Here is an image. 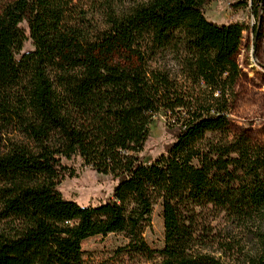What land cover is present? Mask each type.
Masks as SVG:
<instances>
[{
  "label": "trees",
  "instance_id": "1",
  "mask_svg": "<svg viewBox=\"0 0 264 264\" xmlns=\"http://www.w3.org/2000/svg\"><path fill=\"white\" fill-rule=\"evenodd\" d=\"M213 1L123 0L103 25L76 0L1 8L0 264H106L84 244L112 233L140 264H228L214 251L236 247L216 220L264 223V145L230 128L248 26L208 19ZM252 3L260 20L264 0ZM162 111L175 139L146 161ZM77 161L111 177L109 198L63 194ZM159 203L155 250L144 233ZM261 243L245 264H264Z\"/></svg>",
  "mask_w": 264,
  "mask_h": 264
},
{
  "label": "rangeland",
  "instance_id": "2",
  "mask_svg": "<svg viewBox=\"0 0 264 264\" xmlns=\"http://www.w3.org/2000/svg\"><path fill=\"white\" fill-rule=\"evenodd\" d=\"M9 1L0 0V10ZM244 8L233 7V0H216L206 7V17L217 23L229 21L243 22L248 26L237 60L242 68V76L235 88L231 100L232 135L246 133L253 144L264 145V16L260 20L253 13L252 2L247 0ZM79 9L98 25L107 22L110 14L122 9L123 0H76ZM258 2V1H257ZM124 6V5H123ZM33 49L27 42L25 51ZM165 112L159 113L151 124L152 139L143 154L146 161L160 156L167 144L175 138L167 131ZM78 176L67 178L60 186L63 194L76 199L83 205L104 201L112 194L114 182L110 176L99 174L89 167L76 162ZM163 207L159 203L154 207L152 225L144 233L147 243L155 250L164 247ZM217 230L231 236L235 251H214L228 264H245L246 259L262 249L261 237H264V223H251L245 227H233L224 219L216 220ZM128 243L124 234H109L89 238L84 248L94 256L97 262L106 264H140L128 256L119 255V249ZM214 250V249H213Z\"/></svg>",
  "mask_w": 264,
  "mask_h": 264
}]
</instances>
